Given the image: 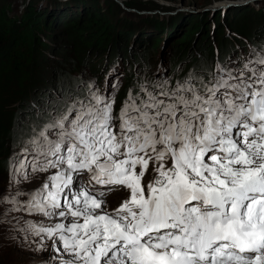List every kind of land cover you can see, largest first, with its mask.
Returning a JSON list of instances; mask_svg holds the SVG:
<instances>
[{"label":"snow or ice","instance_id":"snow-or-ice-1","mask_svg":"<svg viewBox=\"0 0 264 264\" xmlns=\"http://www.w3.org/2000/svg\"><path fill=\"white\" fill-rule=\"evenodd\" d=\"M114 104L90 87L33 129L13 174L56 171L0 199L60 222L20 230L41 248L53 241L69 257L60 264H264V49L243 69L217 65L208 82L129 90L118 117ZM84 172L88 185L74 191ZM96 185L128 197L108 211Z\"/></svg>","mask_w":264,"mask_h":264},{"label":"rangeland","instance_id":"rangeland-1","mask_svg":"<svg viewBox=\"0 0 264 264\" xmlns=\"http://www.w3.org/2000/svg\"><path fill=\"white\" fill-rule=\"evenodd\" d=\"M2 1L9 4V11L12 14H19L27 3H31L38 11L48 12V15L54 17L56 21L61 16H71L75 19L83 18L80 20L84 23L87 9L84 6L83 10L80 6L77 7V2H80L99 9L103 17L111 19L114 25L124 21L123 27L120 28L123 29L121 31H131L132 35H130L131 45L126 46L128 60L123 56L120 58L118 56L119 52L121 53V47L123 48L122 42L114 48L108 43L106 49L109 50L105 52L99 64H95V60L104 54V51L95 53V50L88 48L76 51V44L68 40L64 29L62 33L50 31L52 35L49 37L40 36L42 37V51H36L35 54L36 59L38 55L41 56L36 61L39 69L36 74L37 82L31 84L30 89L26 91V96L30 97L33 93L38 95L39 99L31 102L28 97H23V92L19 93V84L15 82L9 85L8 97L5 96L7 101L0 112V136L2 138L0 141L6 142L0 157V191H3V196L8 198H11L17 190L30 192L38 188L52 172L56 171L50 169L49 172L36 173L30 180H22L19 174H13L15 157L20 154L24 142L31 137L34 128L38 131L41 125L50 119L49 114L53 109L61 111L72 100L84 98L91 87L99 89L102 95H111V98L115 100L113 115L118 117L129 90L135 95L140 91L141 86L152 90L155 85L167 82L169 87H173L177 82L189 79L187 76L191 75L198 60L195 57L199 53L193 52L194 44L174 47V41L179 40L184 33V31L180 33V29L184 30L190 24H200L203 30L199 35L193 36L195 43L198 44L200 39H205V35L214 40L212 21L219 15L217 19H220V22L216 23L217 26L223 24V30H225L223 37L226 38L221 57H226L227 61L224 66L229 68L243 69L247 60L252 57L253 51L260 52L261 50H257L255 45L244 38H236L233 32L224 27V23L228 22L232 11L237 12L238 15L247 9H264V0H109L113 4H104L103 0H82L83 2L81 0H0ZM127 3H132L134 6H127ZM82 13L83 16H81ZM152 20L159 22L160 28H154L151 24ZM263 21L264 18L249 17L247 24L250 25L249 27L257 24L256 28L260 32L264 30ZM57 26L62 27L63 23ZM52 30H57V27H53ZM156 38H161L162 44L158 46L154 54L151 53V56H148L149 49ZM57 40L60 41L59 45L54 44ZM213 43L212 58L215 60V57L219 55V50L216 51L217 42L214 40ZM110 52H115V54L111 55ZM187 54L190 56L184 61ZM237 54L239 57H236ZM132 64L134 67L130 68ZM188 64L190 66L187 68ZM217 65L224 67L222 63ZM217 65L211 67L212 78L207 81L212 80L216 75ZM194 79L207 82L206 79L198 77ZM43 85L48 87L42 88ZM31 115H37L36 122ZM16 118L20 119L19 124H14ZM115 124L119 127L118 119L115 120ZM151 168L150 163L149 171L143 179L145 184L152 178ZM87 174L89 173L84 172L79 177L74 176V191L81 183L88 185ZM13 180L19 182L12 183ZM117 187L111 186L110 193L101 197L105 200V207L108 211L118 208L128 197V189ZM18 199L26 200L27 196H21ZM10 208L9 203L0 199V264H60L61 259L69 258L62 249L60 252L53 249V241L45 238L43 240L45 246L41 248L40 237L20 230L26 226V221L54 224L60 222L58 217L49 220L40 214H29L23 211L10 212L8 211ZM10 221L15 222V228L9 225ZM64 222L67 223V221ZM56 246L60 247L59 241L56 242Z\"/></svg>","mask_w":264,"mask_h":264},{"label":"trees","instance_id":"trees-1","mask_svg":"<svg viewBox=\"0 0 264 264\" xmlns=\"http://www.w3.org/2000/svg\"><path fill=\"white\" fill-rule=\"evenodd\" d=\"M81 2L83 1L81 0ZM103 3L109 4L112 2L109 0H103ZM77 4L78 6L75 4V7L80 6L83 10L84 8L82 7L84 6L87 9V12L85 13L86 16H84L86 17L84 23H81L83 18H80L82 19L80 20L72 18L71 16H61V18L56 21L54 17H50L48 15V12L38 11L31 3H27L24 6L22 12L19 14H12L9 11V4L6 1L0 2V112L3 109V105L6 103L5 101H7L5 96L8 97L7 89L9 88L10 84L12 85L15 82L19 84V93L23 92V97H28L26 96V91L30 89L31 84H35L37 82L36 74L38 73L39 69L37 67L36 61L41 56L38 55V58L36 59L35 54L36 51H42V37L40 38V36L49 37V35H52L50 31L62 33L61 31L64 29L67 32L68 40L71 43L76 44V51L85 48H88L89 50H95V53H97V51H104V54H101L100 57L95 60V64H99L100 60L103 58V55L105 56V52L109 50L106 49L108 43H110L112 48H114L117 47L120 42H122L121 46H123V48L121 47V53L119 52L118 56L119 58L123 56V58L128 60L129 55H127L128 51L126 46L131 45L130 39L132 35L131 31H121L123 29L120 28L123 27L122 25L124 24V21L114 25L111 23V19L103 17L104 15L100 13L101 11H99V9H95L94 7L88 5H83V3L80 2H77ZM127 6L133 7L134 5L132 3H127ZM231 13L230 19L228 22L225 21L224 27L233 32L236 35V38H244L252 45H255L258 48L257 50L264 49V37H262L264 30L259 32L256 28L257 24L253 27H249L250 25L248 26L247 24L249 17L264 18V9H247L238 13V15L235 11H232ZM81 16H83V13ZM218 17L219 15L212 21L213 34L215 36L214 40L218 44L216 51L219 50L220 55H217L215 60L212 58L214 52V40L207 38V35H205V39H200L201 41L197 44L195 43L194 39H192L193 36H197L200 34V32H202L203 27L201 29L200 24H190L184 30L180 29L179 32L182 33L184 31V33L179 40L174 41L173 43L174 47H185L194 44L192 47V50L194 48L193 52L196 51L199 53L195 57V59L198 60L194 65L191 75L187 76L189 78L198 77L200 79H206L207 81V79L212 78L211 67H213L215 64H223V61L227 60L226 57H221L223 46L225 45L224 40H226V38L223 37L225 32V30H223V24H219L217 26L216 22H220V19H217ZM59 23H63V26H57ZM158 23L159 22L155 20H152L151 22L154 28L161 26ZM192 23H194V21ZM53 27H57V30H52ZM235 40L237 41L238 39ZM59 43L60 41L58 40L54 41V44L59 45ZM161 44L162 39L156 38L149 49L148 56H151V53L154 54L159 48L158 46H161ZM113 51L116 52L117 50L113 49ZM179 51H181V49H179ZM115 52L110 53L113 55ZM143 53H145V51ZM190 54L185 56L184 61L187 60V57L190 56ZM193 55H195V53ZM148 56L146 55V57ZM132 66L133 64L130 66V68ZM189 66L190 64L186 65L187 68ZM199 66L201 68H198ZM201 69L202 71H200ZM41 87L47 88L48 86L43 85ZM30 97H28V100L31 102H33V100L36 102L37 99H39V96L34 95L33 93L30 94ZM36 116L37 115H31L34 122H36ZM19 123L20 119L16 118L14 124ZM1 139L2 138L0 136V140ZM5 145L6 142L3 143V141H0V157L2 156L1 153Z\"/></svg>","mask_w":264,"mask_h":264},{"label":"bare ground","instance_id":"bare-ground-1","mask_svg":"<svg viewBox=\"0 0 264 264\" xmlns=\"http://www.w3.org/2000/svg\"><path fill=\"white\" fill-rule=\"evenodd\" d=\"M245 50H246V49H245ZM252 50H253V49H252ZM237 51H238V50H237ZM257 52H258V51H257ZM230 57H231V56H230ZM230 57H229V58H230ZM236 57H239L238 54H237ZM247 57H248V56H247ZM225 61H227V60H224V61H223V66L226 65V64H225V63H226ZM238 62H239V61H238ZM215 66H216V65H215ZM215 66H214V67H215ZM213 72H214V71H213ZM8 223H9V225H10L12 228H15V222L10 221V222H8ZM12 225H13V226H12Z\"/></svg>","mask_w":264,"mask_h":264}]
</instances>
